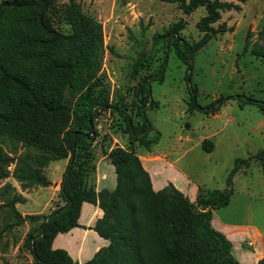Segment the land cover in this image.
I'll return each instance as SVG.
<instances>
[{"label": "trees", "instance_id": "16d2710c", "mask_svg": "<svg viewBox=\"0 0 264 264\" xmlns=\"http://www.w3.org/2000/svg\"><path fill=\"white\" fill-rule=\"evenodd\" d=\"M167 1L175 2L185 13L204 6L205 13L196 21L202 34L189 41L180 33L181 22L153 34L152 41L160 42L164 53L157 77L144 78L146 98L150 79H159L165 68L170 45L188 64L185 76L189 80L194 53L218 31L231 29L224 23L213 25L221 16L220 10L238 8L237 3L226 0ZM52 4L53 0H0V135L24 148L7 150L0 144V179L12 175L22 186L47 185L50 181L42 168L51 160L66 159L58 191L62 203L47 213L22 215L15 205L22 194L10 182L0 186V207L9 206L15 223L38 221L25 237L33 264H240L232 253L231 240L212 225V210L229 202L232 176L241 166L254 159L264 172V148L236 157L225 187L200 184L191 200L172 182L154 189L139 155L116 144L104 150L114 166L115 186L97 190L92 149L97 135L95 117L103 110L118 112L129 139L149 149L157 136L148 135L153 125L146 109L155 100L145 99L136 105L135 114L141 121L134 123L123 107L122 96L110 91L100 70L106 46L102 22L76 0H68L64 12L70 31L63 32L49 18ZM246 49L245 42L243 51ZM250 51L264 58V26ZM67 89L72 103L66 100ZM192 91L187 111L199 108L214 113L230 96L202 105L194 86ZM242 100L264 111V99L244 95ZM201 146L210 151L214 144L205 137ZM84 200L102 208L103 214L92 227L109 243L80 263L65 248L53 247L52 240L58 232L79 224ZM257 264H264V257Z\"/></svg>", "mask_w": 264, "mask_h": 264}, {"label": "rangeland", "instance_id": "374dc122", "mask_svg": "<svg viewBox=\"0 0 264 264\" xmlns=\"http://www.w3.org/2000/svg\"><path fill=\"white\" fill-rule=\"evenodd\" d=\"M76 1L84 11L102 22L106 46L100 70L106 75L110 91L122 96L123 107L131 114L134 123L141 121L140 116L135 114L136 105L145 99L155 100L152 107L146 109L153 125L148 135L157 136L149 149L140 141L132 142L129 139L124 130L123 117L118 112L103 110L95 117L97 135L92 142L95 165L100 156L106 155L104 150L118 144L132 148L146 164L159 156L166 160L174 159V167L163 166L161 161L157 163L160 165V175L178 177V185L189 190L187 193L180 189L186 195H190L192 181L205 183L212 188L225 187L234 159L247 157L264 144L258 134L264 129V123H259L264 119V111L256 104L242 100L244 95L264 99V58L250 51L258 30L264 26V0H226L237 3L238 8L221 9V16L213 25L224 23L231 29L218 31L194 53L189 80L185 76L189 71L188 64L176 55L170 45L160 78L150 79L147 98L146 88H143L144 78L147 75L157 77L164 53L162 44L152 41L153 34L181 22V35L189 41L197 40L202 31L196 26V21L205 13L204 6L185 13L175 2L167 0ZM66 3L68 0H53L48 11L51 22L63 32L70 31L64 12ZM245 42L247 49L243 51ZM193 86L196 99L202 105L211 104L220 96H230L214 113L199 108L187 111ZM65 96L68 102H73L69 89ZM205 137L213 141L211 151L201 146ZM0 144L7 150L14 147L17 151L24 149L19 142L2 135ZM65 163V158L54 159L42 169L46 176L62 177ZM248 165L250 174L247 179L260 189L261 164L252 159ZM12 167L13 164H10V170ZM186 177H189V183ZM6 181L13 184L16 179L12 175L2 178L0 186ZM32 186L37 184L22 186L20 183V188L25 190L29 187L35 198L28 197V203L19 205L22 209H38L48 201L43 212L47 213L61 203L59 197L50 200V188L43 187L38 192ZM179 186L176 185L178 189ZM15 221L16 216L9 206H1L0 264H33L25 237L34 230L38 221ZM90 250V247L88 250L80 249L83 254H88Z\"/></svg>", "mask_w": 264, "mask_h": 264}, {"label": "crops", "instance_id": "0c3cea01", "mask_svg": "<svg viewBox=\"0 0 264 264\" xmlns=\"http://www.w3.org/2000/svg\"><path fill=\"white\" fill-rule=\"evenodd\" d=\"M259 123H264V119H261ZM258 132L264 141V129ZM256 145L261 144L257 143ZM262 145L261 148H264V144ZM158 159H152L149 164H146L141 160L143 166L150 174L153 188L159 189L168 182H172L175 186H179L178 177L164 175L163 173L160 175V165L158 166L157 164L161 161L163 162V166L169 165L174 167L175 160H171V158L166 160L161 156H159ZM249 167L250 165H243L236 170L230 184L231 194L229 202L224 206L214 208L211 217L212 225L223 232L231 240L232 253L240 264H257L258 260L261 257H264V172H262V175L260 176L262 177L259 186L260 189H257V187H254L252 184V181L250 183V180L247 179L249 178L247 177L250 172ZM47 178L50 181L47 185L37 184V186H32V189L39 192L43 187H48L51 189L50 200L55 197L58 198V191L62 177L47 176ZM186 179L187 183H189V177H186ZM94 182L97 190L103 187L113 189L115 186L116 174L114 166L106 155L100 156L97 160ZM192 182L193 184L190 189V195L188 196L191 200H194L198 185H207L197 181ZM12 185L22 194L21 201H18L15 204L22 215L31 212H45V207L48 201L44 202V204L38 209L28 210L19 207V205L21 206L22 204L29 202L28 197H32L33 200L35 198L32 196L29 187L25 190L20 188V182L18 183V180ZM179 189H183L184 192L189 191L182 186H179ZM102 214L103 210L97 203L87 200L82 201L78 217L79 224L71 227L68 231L58 232L52 240V246L65 248L71 256L80 263L87 260L97 249L109 243L108 238L101 236L92 227L96 219ZM89 247L91 250L88 254H83V252L80 251V249L88 250ZM29 261L31 262L32 259L30 258Z\"/></svg>", "mask_w": 264, "mask_h": 264}]
</instances>
